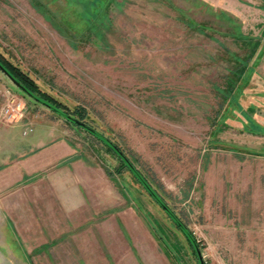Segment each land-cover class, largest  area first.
<instances>
[{
	"label": "rangeland",
	"instance_id": "1",
	"mask_svg": "<svg viewBox=\"0 0 264 264\" xmlns=\"http://www.w3.org/2000/svg\"><path fill=\"white\" fill-rule=\"evenodd\" d=\"M237 29L260 46L232 106ZM0 53L132 156L205 264H264V0H0ZM137 183L0 72V235L33 264H198Z\"/></svg>",
	"mask_w": 264,
	"mask_h": 264
},
{
	"label": "trees",
	"instance_id": "2",
	"mask_svg": "<svg viewBox=\"0 0 264 264\" xmlns=\"http://www.w3.org/2000/svg\"><path fill=\"white\" fill-rule=\"evenodd\" d=\"M185 25L187 27L190 28H196L199 31H204L205 28L204 26H201L199 24H197V22H195L194 20H190L187 22H184ZM71 27V26H70ZM69 27V29H70ZM68 29V31H70ZM73 30V29H72ZM82 35V34H80ZM77 36V35H76ZM235 38H238V40H241L242 42H245L248 44V46H246V48L248 49V53L244 56V57H239V55H237L236 53H231L230 57L233 58L234 61V65L235 67L229 72L227 79H226V84L224 87H216L214 88L215 92H218L219 94H221L223 96V103H228V105H234L238 103V98L239 96L241 97L243 95V89L246 88V86H248V84L251 81V73H254V64H253V60L255 59V56L259 55L258 52V46H260V44L257 42H254L252 37H248L246 35H243L238 29H237V33H235L233 35ZM85 37V36H84ZM84 37H82V39H84ZM74 38V37H73ZM80 38V37H79ZM73 40V39H72ZM70 40V44L71 45H76L74 43V41ZM74 43V44H73ZM252 66H251V64ZM0 63L6 68V70H8L11 74L14 75V77L19 81V83L23 84L25 87L28 88V90L35 94L36 96H38L40 99H42L43 101L52 104L55 109L62 111L66 114H69V116L72 117H77L80 120H82V122L87 119L88 117V111H86L84 108H82L81 106H77L75 107L74 110H71L68 108V105H66L63 102H59L57 99H54L53 96L49 95L48 93H44L42 92L38 86L33 82V79L27 74L25 73L23 70H21L19 67L15 66L14 63H12L11 61H8L7 59H5L3 57V55L0 53ZM38 102V101H37ZM40 103V102H39ZM238 105V104H237ZM52 112H54L53 110H50ZM57 116L61 117L59 114H57L56 112H54ZM64 119V118H63ZM65 120V119H64ZM66 122H68V120H65ZM68 124H71L68 122ZM71 125H76V124H71ZM78 126V125H77ZM80 127V126H79ZM82 128V127H80ZM83 130V129H82ZM85 131V130H84ZM98 131V130H97ZM87 133V131H85ZM100 134H103L105 136H107L109 138V140H111L115 146H117L119 149H121L123 151V153L127 156V160L129 162H131V164L136 168V172L138 175L141 176V178L143 180H145L148 184V186L162 199L165 201V203L167 205H169L167 203V201L164 199L163 194L160 192L159 188H157L155 185H153L155 182V180L152 178H150V176L146 173H143L140 168H138L137 166V162H135V160L132 159V156H129L128 153H126V151H124L118 144V142L114 141L112 138H110L108 135L104 134L103 132L101 133L100 131H98ZM90 134V133H89ZM92 135V134H91ZM93 137H95L94 135H92ZM96 139L98 141H100L106 148L107 150H109L114 156H117V158L119 159V162H121V165L123 166L124 169L128 170V172L134 176V178L137 180V184L143 188L149 195L150 197L152 196L151 193L147 190V188L143 187L139 178L137 177V175H135L131 169H129V167L119 158L118 154L115 153L112 149L109 148V146L103 141L100 140L96 137ZM151 200H153V198L151 197ZM157 205H159V203H157L156 201H154ZM160 206V205H159ZM170 206V205H169ZM163 210V208H162ZM171 210L174 211V213H176L178 215V217L181 219V221H183L182 223L187 226V224L184 223L183 218L177 213L175 212V210L172 208ZM164 211V210H163ZM165 213V212H164ZM167 214V213H166ZM168 218L172 221V223L179 229V231L183 234V237L185 239H187V241L190 244V248L192 249V252L194 253V255L196 256V252H194L193 250V244L190 241V239L187 238V236H185L186 234L183 232V230L174 222L173 219H171V217L167 214ZM189 231L191 232V235L193 237V239H195V237L193 236V232L192 230L189 228V226H187ZM197 242V239H195ZM198 243V242H197ZM199 245V243H198ZM200 246V245H199ZM197 258V256H196Z\"/></svg>",
	"mask_w": 264,
	"mask_h": 264
},
{
	"label": "water",
	"instance_id": "3",
	"mask_svg": "<svg viewBox=\"0 0 264 264\" xmlns=\"http://www.w3.org/2000/svg\"><path fill=\"white\" fill-rule=\"evenodd\" d=\"M0 72H2V74H4L6 77H8L13 85L15 87H17L18 89L22 90L27 96L28 98H30L31 100H36L38 102L41 103V105L45 106V108L49 109V110H53L54 112H56L57 114H59L61 117H63L65 120H68L69 123L71 124H76L80 127H82L83 130L87 131V133L94 135L95 137H97L100 140H103L110 149H112L115 153L118 154L119 158L129 167V169H131V171L137 175V177L139 178L141 184L143 187L147 188V190L151 193V197L153 198L154 201H156L157 203H159V205L163 208L164 212L167 213L171 219L174 220V222L183 230V232L186 234L185 236H187L188 239H190V241L193 244V250L194 252H196V256L198 259V264H205L204 263V258L202 255V252L200 251V246L198 245V243L196 242L195 239H193L191 232L189 231L188 227L185 226L181 221V219L178 217V215L176 213H174L173 210H171L172 208L167 205L165 203L164 200H162L147 184V182L145 180H143L141 178L140 175L137 174L136 172V168L131 164V162H129L127 160V156L123 153V151L121 149H119L117 146H115V144L109 140V138L103 134H100L95 127L88 125L84 122H82V120H80L77 117H72L69 116V114H66L62 111H59L57 109H55V107L50 104L47 103L45 101H43L42 99H40L38 96H36L35 94L31 93L27 87H25L22 83L20 84L19 81L14 77L13 74H11L8 70H6V68L0 63Z\"/></svg>",
	"mask_w": 264,
	"mask_h": 264
},
{
	"label": "crops",
	"instance_id": "4",
	"mask_svg": "<svg viewBox=\"0 0 264 264\" xmlns=\"http://www.w3.org/2000/svg\"><path fill=\"white\" fill-rule=\"evenodd\" d=\"M2 234L0 237H4L5 241L0 242V264H33V256L30 257L29 253L31 251L28 248L23 245L20 246L19 242L13 240V236L7 238L6 235ZM37 245L36 251L38 252V256H40L41 253L45 252L46 245L45 243H38Z\"/></svg>",
	"mask_w": 264,
	"mask_h": 264
}]
</instances>
